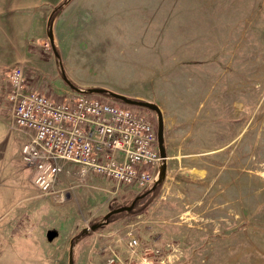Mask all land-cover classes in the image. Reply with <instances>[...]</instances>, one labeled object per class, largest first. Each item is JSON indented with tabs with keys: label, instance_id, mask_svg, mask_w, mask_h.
Returning a JSON list of instances; mask_svg holds the SVG:
<instances>
[{
	"label": "rangeland",
	"instance_id": "1",
	"mask_svg": "<svg viewBox=\"0 0 264 264\" xmlns=\"http://www.w3.org/2000/svg\"><path fill=\"white\" fill-rule=\"evenodd\" d=\"M61 3L52 26L57 58L46 26ZM34 11L32 63L41 62L46 94L74 92L61 64L76 85L156 102L164 120L159 191L79 237L74 264H106L112 250L126 258L131 236L161 248L162 264H264V0H37ZM5 107L12 119L7 100ZM132 107L157 122L153 110ZM13 134L10 125L9 143ZM113 183L102 200L76 199L75 188H86L72 181L20 204L35 208L40 229L39 241L21 244L25 264H69L80 226L141 192ZM54 230L59 239L47 242Z\"/></svg>",
	"mask_w": 264,
	"mask_h": 264
},
{
	"label": "built area",
	"instance_id": "2",
	"mask_svg": "<svg viewBox=\"0 0 264 264\" xmlns=\"http://www.w3.org/2000/svg\"><path fill=\"white\" fill-rule=\"evenodd\" d=\"M7 78L12 126L27 133L22 157L33 169L32 181L40 192H57L59 178L70 163L78 165L82 179L93 173L118 185L144 188L158 178L163 158L155 121L146 114L95 94L52 97L29 87L21 63L10 68ZM127 248L126 258L112 250L106 264L167 260L161 248L141 245L135 236Z\"/></svg>",
	"mask_w": 264,
	"mask_h": 264
},
{
	"label": "crops",
	"instance_id": "3",
	"mask_svg": "<svg viewBox=\"0 0 264 264\" xmlns=\"http://www.w3.org/2000/svg\"><path fill=\"white\" fill-rule=\"evenodd\" d=\"M35 6H37V0H0V240L2 242L0 264H25L26 259L21 258V254H19L21 244L40 240L39 225L34 224L35 208L19 207L26 199L33 198L37 192L32 181L33 169L22 157V146L28 136L26 132L12 126V119L5 107L8 98L3 97L1 84L4 72L7 73L16 63H21L25 67L27 65V69L32 68L29 87L44 93L51 92L47 87L49 84L46 81L47 78H44V73H41V62L32 63L35 58V53H33L35 35L32 34L31 29L35 17L38 16L34 11ZM49 18L50 16L47 20V33ZM37 40L39 41V38ZM78 86L87 88L81 84ZM56 91L53 92L58 95ZM9 122L11 128L14 129L11 143L8 140ZM72 181L75 184L79 183V186L84 185L83 187L86 188V190L75 188L80 189L74 190L76 199L79 200L81 198L88 199L89 195L90 199L92 197L95 200H102L104 193L113 190L114 187V180L103 175L91 173L82 179L78 173V165L74 163L68 164L66 171L61 174L57 188L61 190ZM82 194L84 195L82 196ZM27 214H30L31 218L29 217V220L25 221ZM83 222H87V219H83ZM78 226L79 224H75L72 233ZM80 227L83 231L88 226L81 225ZM54 232L56 235L51 239L46 233L47 242H56L57 238L59 239V231L54 230ZM73 240L77 241L71 236L70 242ZM4 242H13L14 244L7 243L5 245ZM14 246H17V249Z\"/></svg>",
	"mask_w": 264,
	"mask_h": 264
},
{
	"label": "water",
	"instance_id": "4",
	"mask_svg": "<svg viewBox=\"0 0 264 264\" xmlns=\"http://www.w3.org/2000/svg\"><path fill=\"white\" fill-rule=\"evenodd\" d=\"M52 26H53V21L48 26V36L50 38V42H51L53 51H54L56 57H58L59 56V52H58V49H57L56 44H55L53 30H52L53 27ZM61 74H62L63 79L69 84V86L72 89L76 90L77 92L103 94V95H106L108 97H111L113 99L121 101V102H123L125 104H128V105L148 108V109H151V110L155 111L157 113V128H158V141H159L160 154H161V156H162V158L164 160L168 157L166 146H165L163 114H162V110H161L160 106L156 102L145 100V99H141V98H137V97H131V96H128V95H126L124 93L113 91V90H110V89H108L106 87H102V86H93V87H89V88H81L78 85H76L68 77V75L64 71L63 67H62V70H61ZM166 168H167V164H166V161H164L162 166H161L159 176L156 179V182L163 181V177H164V175L166 173ZM142 196H144V194H140L139 196H137L132 201V203L129 204V205H120L118 207L110 209L104 215V220H102L101 222H98V223H93V224L90 225V227H85L82 232L88 233L90 231V229L91 230H96L100 225H102V224L104 225V224L108 223L110 216L113 215V214H116V213H119V212H123V211L132 210V208L134 207L137 199L139 197H142ZM73 249H74V240L71 242V245H70L69 264H74Z\"/></svg>",
	"mask_w": 264,
	"mask_h": 264
},
{
	"label": "trees",
	"instance_id": "5",
	"mask_svg": "<svg viewBox=\"0 0 264 264\" xmlns=\"http://www.w3.org/2000/svg\"><path fill=\"white\" fill-rule=\"evenodd\" d=\"M62 7H63V6H62V3H61L58 7H56V8L53 10V12L51 13L50 18H49V24H51V22L54 20L55 16L57 15L59 9H61ZM57 58H59V57H57ZM59 64H60V63H59ZM60 70H62V65H61V64H60ZM161 185H162V181H160V182H153V183H151L150 185H148V186H146L145 188H143V189L141 190V192H140L139 194L136 195V197L139 196L140 194H144V196L139 197V198L137 199V201H136L134 207L132 208V210H130V211H123V213H124V212H128V213H129V212H134V210H135V208H136V206H137L138 203L143 202V201H146L145 199H147V200L152 199L153 196H154L155 194H157V192L159 191V187H160ZM136 197H135V198H136ZM132 201H133V200H132ZM132 201H131V202H132ZM131 202H130V203H131ZM119 205H120V204H119ZM119 205H116V207L119 206ZM112 208H115V207H112ZM112 208H111V209H112ZM113 215H114V214H113ZM111 217H112V215L110 216L108 223L110 222ZM103 220H104V218H103ZM95 223H98V222H95ZM108 223H106V224H108ZM106 224H104V225H106ZM104 225L102 224V225H100L98 228H101V227H103ZM98 228H97V229H98ZM86 234H88V233H86V232H82V231H81V233L78 234V235H76L74 239H77V238H79V237H82V236H84V235H86Z\"/></svg>",
	"mask_w": 264,
	"mask_h": 264
},
{
	"label": "flooded vegetation",
	"instance_id": "6",
	"mask_svg": "<svg viewBox=\"0 0 264 264\" xmlns=\"http://www.w3.org/2000/svg\"><path fill=\"white\" fill-rule=\"evenodd\" d=\"M155 112V111H154ZM156 113V112H155ZM157 114V113H156Z\"/></svg>",
	"mask_w": 264,
	"mask_h": 264
}]
</instances>
